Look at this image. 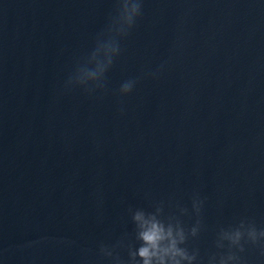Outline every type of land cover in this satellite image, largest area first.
Instances as JSON below:
<instances>
[{
	"label": "water",
	"instance_id": "water-1",
	"mask_svg": "<svg viewBox=\"0 0 264 264\" xmlns=\"http://www.w3.org/2000/svg\"><path fill=\"white\" fill-rule=\"evenodd\" d=\"M123 2L0 0L4 264H113L99 245L121 240L127 261L132 213L158 206L199 220L196 264L224 251L220 229L264 228V0H137L122 35ZM109 40L111 63L78 83ZM237 255L264 264L259 243Z\"/></svg>",
	"mask_w": 264,
	"mask_h": 264
},
{
	"label": "clouds",
	"instance_id": "clouds-1",
	"mask_svg": "<svg viewBox=\"0 0 264 264\" xmlns=\"http://www.w3.org/2000/svg\"><path fill=\"white\" fill-rule=\"evenodd\" d=\"M140 12L137 0H124L116 18V31L125 34L126 30L133 24L134 19ZM119 51L117 44L112 41H105L96 51L92 53L93 58L98 55L94 70L85 71L78 76L77 82L81 85L89 80L96 79L105 68L111 63L112 58ZM133 89V81L126 80L119 87V94L125 96ZM91 93L92 89H85ZM202 201L192 200V210L198 214ZM186 209L181 208L184 213ZM161 208L156 207L154 212H145L137 209L132 213L131 219L135 224L136 239L140 242L133 251L130 247L127 250V261L123 260L117 252L123 248V241H117L111 245L101 243L99 253L113 262V264H196L198 250L183 246L189 236H196L199 230V220L190 228H185L180 221L174 217L167 220L160 218ZM225 241L227 244L225 245ZM247 243L261 245L264 251V228H257L251 222L241 219L235 226L220 229L215 246L224 249L223 252L209 256L207 264H240L238 252L244 250ZM0 264H4L0 257Z\"/></svg>",
	"mask_w": 264,
	"mask_h": 264
}]
</instances>
